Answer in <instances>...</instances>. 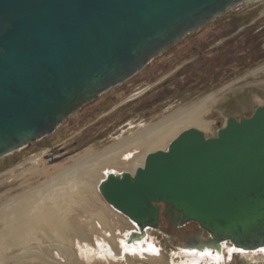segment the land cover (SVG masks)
I'll list each match as a JSON object with an SVG mask.
<instances>
[{"label": "water", "instance_id": "obj_1", "mask_svg": "<svg viewBox=\"0 0 264 264\" xmlns=\"http://www.w3.org/2000/svg\"><path fill=\"white\" fill-rule=\"evenodd\" d=\"M250 1L0 0V159L49 136L186 36ZM97 189L134 225L128 245L159 230L163 206L175 229L192 223L200 230L184 251L263 250L264 105L228 119L213 138L181 132L133 174L109 173Z\"/></svg>", "mask_w": 264, "mask_h": 264}, {"label": "rangeland", "instance_id": "obj_2", "mask_svg": "<svg viewBox=\"0 0 264 264\" xmlns=\"http://www.w3.org/2000/svg\"><path fill=\"white\" fill-rule=\"evenodd\" d=\"M227 13L192 37V45L173 46L128 81L68 117L49 136L38 140L39 146H32L30 152L21 148L0 159V204L58 174L80 158L126 142L173 114L201 104L208 97L200 116L208 125L203 132L207 138L215 137L216 131L230 118L250 117L256 108L264 105V0H251ZM194 43L197 47L191 48ZM184 130L180 129L176 136ZM72 142L89 146L52 163L54 157L61 155L56 152L51 155L47 146L70 149ZM170 142L171 139L167 140L161 150H166ZM143 155V149L134 150L131 157L125 160L123 155L118 163L129 164ZM123 171L117 170L118 173ZM92 200L113 230L109 235L106 227L102 229L96 224L94 236L84 239V244L93 248L94 241L108 239L103 233L106 231L114 237L111 243L117 250L118 240L132 226L122 215H112V208L101 198L98 189ZM85 221L83 219L80 224L86 227ZM148 236L158 246L161 257L101 258L91 262L80 256L76 242L72 241L74 256L70 263L49 248L45 251L51 262L35 259L7 264H181L186 261L180 254L181 249L175 248L169 237L155 230L148 231ZM225 257L221 264H264V257L258 254L230 258L225 253Z\"/></svg>", "mask_w": 264, "mask_h": 264}, {"label": "bare ground", "instance_id": "obj_3", "mask_svg": "<svg viewBox=\"0 0 264 264\" xmlns=\"http://www.w3.org/2000/svg\"><path fill=\"white\" fill-rule=\"evenodd\" d=\"M209 99L210 97L201 104L173 114L126 142L101 153L84 156L37 186L26 189L1 203L0 264L35 259L48 263L51 260L45 249L49 250V248L55 249L59 257L70 263L74 256L72 241L76 242V249L80 256L91 262L101 258L119 260L135 256L161 257L158 246L156 247L148 239V231L151 230L145 231L146 238L143 242L135 245L126 243L129 232L135 228L130 221L128 224L132 226L131 230L124 233L118 240V249L115 250L111 243L114 237L109 236L112 228L105 223L106 216L92 199H95L98 184L106 175L118 173L117 170L132 171L130 174H133L138 167H142L147 154L166 151L161 150L165 142L175 139L181 133L176 136L180 129L195 128L202 133L206 131L208 125L201 120L200 116L203 105ZM139 149L144 150L143 156L136 157L129 164L118 163L120 157L125 155L126 160L132 156L134 150ZM111 213L114 217L120 215L113 209ZM83 219H86V227L80 224ZM96 224L102 229L106 227L109 235L104 231L108 239L94 241L95 246L92 248L84 244V239L94 236L93 231L95 232L98 228ZM225 253L230 258L234 255L247 254H258L264 257V249L257 252H244L223 244L218 255L207 252H187L181 249L180 254L186 261L180 263L221 264L225 261Z\"/></svg>", "mask_w": 264, "mask_h": 264}, {"label": "flooded vegetation", "instance_id": "obj_4", "mask_svg": "<svg viewBox=\"0 0 264 264\" xmlns=\"http://www.w3.org/2000/svg\"><path fill=\"white\" fill-rule=\"evenodd\" d=\"M226 15H228V13H226V14L218 17L217 19H215L213 22H211L209 24V26L212 25L214 22H216L219 18L224 17ZM206 27H207V25L205 27H203L202 29H200L199 31L188 35L187 37H185L177 45H183L184 44L183 47L186 48V46H188V44L186 43L187 42L186 40L188 38H190V37L192 39V37H194L197 34H199V32H201ZM104 95H106V93ZM87 106H88V104L85 105L81 110L86 109ZM37 144H39V143L36 141L34 143H31V144L25 146L21 150L27 149L30 152V148L32 146H39ZM45 145H48V144H45ZM70 146H71L70 149H65V148L57 147V146H52V147L51 146H47L48 150H50V154L51 155H53L55 152L58 153L59 155H61V156H58V157L57 156L54 157V159L52 160V163L58 161L60 158L72 156L77 151H79L81 148L84 149V148H86L89 145L80 146L77 142H72L70 144ZM165 209L166 208L163 207V206H160V208H159V222H158L159 230H158V233L162 234V235H164L166 237H169L171 239V241H173V245H174L175 248L177 247V249H181L180 246H182L183 244L189 242L194 237H198L199 236V234H200L199 228L195 224H192V223L185 224L184 226H182V227H180L178 229H175L173 227V222H172V219H171V215L172 214L169 211H166ZM202 237L206 238V235H203Z\"/></svg>", "mask_w": 264, "mask_h": 264}, {"label": "trees", "instance_id": "obj_5", "mask_svg": "<svg viewBox=\"0 0 264 264\" xmlns=\"http://www.w3.org/2000/svg\"><path fill=\"white\" fill-rule=\"evenodd\" d=\"M187 42V44L189 45V44H191L192 43V39H191V37L190 38H188L187 40H186ZM195 45H193V46H191V48H193L194 46H196V43H194ZM192 45V44H191ZM167 61H165V62H162V64H165Z\"/></svg>", "mask_w": 264, "mask_h": 264}, {"label": "crops", "instance_id": "obj_6", "mask_svg": "<svg viewBox=\"0 0 264 264\" xmlns=\"http://www.w3.org/2000/svg\"><path fill=\"white\" fill-rule=\"evenodd\" d=\"M112 228V227H111ZM113 230V229H112Z\"/></svg>", "mask_w": 264, "mask_h": 264}]
</instances>
